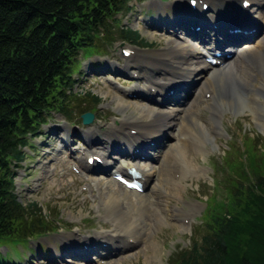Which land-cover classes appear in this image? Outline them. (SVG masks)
Instances as JSON below:
<instances>
[{
    "label": "rangeland",
    "instance_id": "374dc122",
    "mask_svg": "<svg viewBox=\"0 0 264 264\" xmlns=\"http://www.w3.org/2000/svg\"><path fill=\"white\" fill-rule=\"evenodd\" d=\"M175 1L129 0V9L126 13L115 16L119 26L128 25L138 31L147 42L143 46L129 45L126 41L115 37L110 40V43L109 41L100 42L102 46L94 52H78L76 55L74 70L71 74L74 81L68 91H65L69 96L66 98V95L65 99L68 100L65 103L69 108L70 117H66L60 111L50 110L47 122L39 125L38 133L29 139L31 146L25 150V159L14 167V192L17 200L23 205L35 201L41 216L43 219L46 218L49 226L54 225L53 229L37 237H29L25 242L0 244V253L2 256L5 255L3 256L5 261L1 264H85L84 261L73 259L75 254H69L73 253L71 249V252L66 251L64 241L76 244L72 247L78 252L82 234H93L92 238H95L94 231L97 230L99 233L106 232L116 238L110 233L116 230L115 222L107 216L101 199L105 191L112 190L127 203L131 201L127 197L130 193L114 182L107 172L87 171L85 169L89 167L82 168L80 162H84V155L88 154L89 150L96 152L99 150L101 154L104 151L107 153L108 148L105 149V147L110 145V141L116 140L117 147L121 143L123 145L131 143L129 139L123 137L125 132L121 133L122 130H127L126 126L117 129L119 132L113 128V125L119 123L118 118L129 113L138 114L140 111L156 109L142 99L129 98L128 93L132 86L143 85L145 77L149 75L147 73L163 72L166 66L157 60L170 59V56L166 54L171 41L177 36H186L182 34V31L174 34L175 31L171 28L172 34L162 30L164 21L161 20H164V17L171 13L181 14L182 9H176L182 6L181 3L188 7L187 0H178L176 6L173 4ZM228 2V0L213 1V8L224 10L223 15L218 11L221 18L225 17V11H230L237 6L234 1ZM253 2L260 3L261 0H253ZM237 3L239 4V0ZM211 12L207 14L210 17H212ZM237 12L239 15L244 14L240 10ZM255 39L257 38L252 41H256ZM252 43L255 44V42ZM119 44L121 47L132 46L131 52L134 48L141 49L142 51H138L147 53V56L122 57L118 53ZM88 63L95 68L89 67ZM113 64L119 66L121 70L109 69L108 65ZM132 64L141 67V71L138 72L140 75L130 76V71H137ZM190 84L193 85V83ZM254 85H257V82ZM210 88L212 86L207 85L206 89ZM86 91L98 97L97 104L93 105L90 95L85 96ZM73 93L75 95L71 96ZM163 96L161 95L160 99ZM206 98L208 100L203 99L199 102L198 115L206 122V127L210 131L211 127L207 119L210 110L204 103L210 99L209 96ZM259 99L262 101L259 119L264 124V97ZM118 100L125 104V109H116L115 103ZM167 103L169 105L164 106V109L175 105L172 101ZM88 106L92 108V117L88 122H82L79 114L84 107ZM221 115V131L217 134L215 130L210 131L215 133H212L211 141L205 140L197 148L187 144L183 152L176 151L172 147L177 138L178 124L176 128L165 129L163 133L168 135L169 139L165 137L157 142L154 148L156 152L150 150L151 155L157 157L139 160L147 168L152 167L156 171L148 179L145 190L140 192L144 197L152 194L155 202L151 203V206L147 204L145 212L141 215L143 221L140 220L137 225L139 237L135 238V243L133 238H130L128 240L130 247L109 257L104 263L98 262L96 254L90 263L169 264L171 258L177 257L179 249L188 248L192 241H199L206 233L203 213L209 205L211 207L218 206L216 204L220 203L229 205L234 187L245 184L247 179L254 180V177L247 175V163L251 160L252 168L255 170L263 167L260 165L264 155V128L258 125L254 113L249 110L242 112L229 110ZM180 120L178 115L174 122L179 123ZM152 128L157 131L155 125ZM59 130L62 131L61 139L56 132ZM89 137L100 144H89L87 141ZM63 140L67 143L65 146ZM161 144L163 146H160ZM170 151L173 153L171 154ZM137 154L139 155L137 157L141 158V153L137 152ZM113 157L119 159L109 153L106 155V161L110 162ZM159 158H165L166 163L169 162L167 168L174 160L175 163L182 164L181 160L187 159L194 166H198L199 172L184 169L183 177L179 179L181 184L175 188L171 181L179 177L180 168L172 174L170 171L172 168L167 170L164 165L160 167V163L156 162ZM109 168L110 165L107 166V170ZM157 183L158 189L152 192L150 188ZM218 207H222L221 211L226 208L220 205ZM157 208L158 210L155 211ZM135 212V209H130V216L133 217ZM184 216L185 219H183ZM206 217L205 215V219ZM105 239H108V236ZM113 244L116 246L118 243ZM116 249L119 250L117 247Z\"/></svg>",
    "mask_w": 264,
    "mask_h": 264
},
{
    "label": "trees",
    "instance_id": "16d2710c",
    "mask_svg": "<svg viewBox=\"0 0 264 264\" xmlns=\"http://www.w3.org/2000/svg\"><path fill=\"white\" fill-rule=\"evenodd\" d=\"M128 1L0 0V244L53 229L35 201L17 200L14 167L25 159L24 148L50 110L70 117L65 91L74 81L78 52H94L115 37L147 43L136 29L117 22ZM89 95L97 104L98 97L86 91ZM247 164L254 180L246 177L235 186L229 205L216 204L223 211L209 205L203 213L206 233L179 249L169 264H264V155L262 168Z\"/></svg>",
    "mask_w": 264,
    "mask_h": 264
},
{
    "label": "bare ground",
    "instance_id": "6f19581e",
    "mask_svg": "<svg viewBox=\"0 0 264 264\" xmlns=\"http://www.w3.org/2000/svg\"><path fill=\"white\" fill-rule=\"evenodd\" d=\"M228 1V3H230L231 1L235 2V0ZM260 5L261 3H259V6ZM263 5L264 4H262V6ZM217 11H219L221 15H223L224 13V10L215 8V12ZM234 13L239 15L237 10H234ZM192 15L196 16V14L194 13H192ZM169 16H171V14H169ZM172 17L178 18L176 24H179L180 21L184 20V16L182 14L179 15L174 13L172 14ZM219 17L220 15L216 13V17L214 19L215 24ZM239 17H237L238 21H244L243 18H245L246 16L244 14H240ZM164 18L166 20L169 19L168 16ZM260 32L261 31L257 29L256 32L251 35L257 33L260 34ZM186 34L187 37L177 36L175 40L171 41V45L167 50L166 54V56H170V59L163 58L157 60L166 66L163 75L159 77H154V75L150 76L149 79L146 80V85L152 86L155 91L163 92L164 88H168L169 86L175 87V80H180L181 78L189 77L191 78L190 80L193 81V85L190 84L191 87L185 94V97L187 95L189 96L184 98L183 94H180L182 90L176 89L174 93L180 94V96L175 97L170 95H164L163 98L160 99L161 102L172 101L173 104H175L172 108L164 109V107H158L156 109H151L147 112L140 111L138 114L129 113L128 115H123V117L118 118L119 123L117 126L113 125V128L118 131L117 129H122V126L129 125V128H134V133L132 135L126 132V134H123V130L121 131V133L123 134V137L137 141L142 138V135H145L144 138L155 136V129L152 128L153 125H155L158 130V128L160 127H165L166 129L176 128L178 124L177 130L179 134L177 133L176 141L172 147L179 152H183V149L186 148L187 144H191L195 146V148H197L199 144L202 145L205 140L211 141L213 137V132L210 131L215 130L216 134L221 131V114L229 110H232L234 112H242L245 110L252 111L255 115L256 120L258 121V125L264 128L262 120L259 119L260 112L262 109V101L259 98L264 97V30L257 37L255 44L249 42L238 46L236 45V48L234 47V44H230L231 48L229 51H227L228 56L225 57L224 55H221L218 57L220 59L219 65H211L208 61L204 60V54L202 53V50H204L205 53H208L209 47H204V49L200 50L197 44L190 39L193 38V34L191 32H187ZM251 35H238L235 39L230 38V40L239 41V39L250 37ZM133 52H135V57L145 56L143 52H140L138 50L134 49ZM255 82H257V85H254ZM209 84L212 86V88L206 89L207 85ZM204 92H207L210 99L209 101L204 102L205 107L210 110V114L207 117L211 127L210 131L206 127V122L201 119V117L199 118L198 115V111L200 108L199 102L203 101V99L208 100V98L202 96ZM182 106L185 107V110L184 107L182 108ZM115 107L118 110H123L125 109V104L118 100L115 103ZM178 115H180L181 120L179 121V123H175L174 119ZM87 141L91 145L98 143L97 141H94L91 137H89ZM156 143L157 140L154 141V144ZM66 144L67 143L64 141V146ZM106 148H108L107 154L113 153V151L116 149V151L120 150V146L117 147L116 140L110 141V145ZM119 152L121 156L125 155L132 158L139 156L136 151H133L130 148L121 150ZM91 153H93L96 157L100 156L98 152H94L91 150L88 154H85L84 159L90 156ZM172 153L173 152H171V154ZM102 155H104V152L102 153ZM140 156L142 158L146 157V155ZM86 160L87 159H85L84 163L80 162V166L82 168L86 166L90 167V164ZM156 162L160 163V167L164 165L166 168L169 163H166L165 158H159V160L157 159ZM175 162V160L172 161V164L170 163L171 166L169 165V168H167V170L172 168V170L170 171L173 174V171L175 169L180 168L179 171L181 173L179 172V177L177 179L172 177L174 178V180L170 179V181L172 180V186H175L176 188L181 184V181L179 179L183 177L184 173L182 171H185L184 169H191L193 170V172L197 173L199 171L197 169L198 166H194L187 159L181 160L182 164ZM111 164H113V162ZM111 164H106V166L100 167L104 170H107V166ZM128 164L130 163L127 161L121 162L116 167V170H120L123 165ZM132 165H134L137 171L139 172L144 184L147 183L149 177L154 172H156L154 168H147L146 166L140 165L139 163L138 165ZM150 189L152 192H154L155 189H158V183L154 184V186ZM125 190L129 191L128 193H130V195H128L127 197H129L133 203L131 201H128L126 203L112 190L105 191L101 199V202L105 207V212L107 216H109L110 219L115 222L114 225L116 230L114 229V231H111L110 233L117 239L108 235V233L106 232L99 233L97 232V230L94 231L96 234L95 238L93 237L94 239L101 238L106 241H111L112 243L117 242L118 244L116 245V247L119 250L130 247L128 241L130 240L129 238H133L134 243L136 242L135 238L139 237V233L137 232V225L139 224L140 220L143 221L141 215L143 212H145V209L148 206L147 204H150L149 206H151V203L155 202V198L152 194H150L149 197H144L142 196V193L137 192L136 190ZM134 201L136 202L134 203ZM124 202L126 203L125 205ZM130 209L136 210L135 215L133 217L130 216ZM156 210H158V208L155 209V211ZM186 215L187 213L185 214V216ZM185 216L183 219H185ZM106 236H108V239H105ZM91 241L92 240L87 235L81 236L80 247L83 243ZM64 245L67 252H71V250L73 251V253L77 252V250L72 247L76 244H69L68 241H64Z\"/></svg>",
    "mask_w": 264,
    "mask_h": 264
},
{
    "label": "water",
    "instance_id": "95a60500",
    "mask_svg": "<svg viewBox=\"0 0 264 264\" xmlns=\"http://www.w3.org/2000/svg\"><path fill=\"white\" fill-rule=\"evenodd\" d=\"M92 117V114L89 111L81 113L82 122H88Z\"/></svg>",
    "mask_w": 264,
    "mask_h": 264
}]
</instances>
